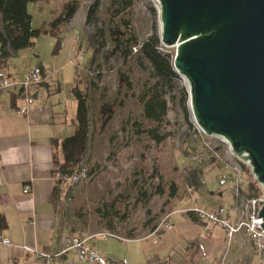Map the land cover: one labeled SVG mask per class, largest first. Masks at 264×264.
<instances>
[{"label":"rangeland","instance_id":"obj_1","mask_svg":"<svg viewBox=\"0 0 264 264\" xmlns=\"http://www.w3.org/2000/svg\"><path fill=\"white\" fill-rule=\"evenodd\" d=\"M69 1L30 4L33 28L48 30ZM78 1L79 10L62 33L63 48L56 54L55 63L62 67L64 93L78 81L87 95L88 142L79 165L87 175L72 187L62 184V226L67 233L90 237L91 241H105L102 236L106 235L109 245L140 240L151 251L163 250L154 258L156 264H225L229 259L225 249L216 259L210 255L207 260L197 243L186 244L178 236L177 219H189L187 212L194 202L200 210L225 205L220 196L229 189H219L218 178L226 174L227 157L213 138L206 139L211 146L205 147L195 137L186 81L180 76L158 78L138 46L130 48L131 37L138 45L154 34L159 37L157 4L152 0H127L131 3L127 10L114 5V0H98L95 16L86 23L88 9L95 0ZM124 23L129 24L133 36L126 34ZM164 48L163 53L173 58L175 48ZM73 52L74 59L67 61V54ZM41 54L44 60H52L50 52L42 50ZM31 59L32 48L24 49L18 58L10 60V68L21 74ZM155 83L167 105L161 123L144 118L140 99ZM72 106L66 115L68 123L75 116L76 102ZM231 163L241 171L243 198L262 197L259 189L253 193L248 190L250 171L234 157ZM192 171L200 175L197 189L190 185ZM232 203L226 207L237 211ZM111 204L117 215L110 219L104 217V205ZM163 219L168 220L170 230L162 225ZM248 258L243 250L234 264H250ZM257 261L264 264V257L257 256Z\"/></svg>","mask_w":264,"mask_h":264},{"label":"crops","instance_id":"obj_2","mask_svg":"<svg viewBox=\"0 0 264 264\" xmlns=\"http://www.w3.org/2000/svg\"><path fill=\"white\" fill-rule=\"evenodd\" d=\"M38 39L32 48L33 59L29 60L23 73L15 74L9 65L19 53L9 58L0 70L11 84L0 91V216L6 223V227L0 230V239L9 241L7 246L0 243V264H38L40 254L51 257L49 264H90L78 262L72 253L59 255L60 240L67 231L62 226L61 202L54 198L56 182L52 176V158L59 151L57 144L75 130V116L70 115L69 123L66 120L69 108L75 103L74 87L68 86L69 91L64 93V80L61 81L60 76L62 67L55 63L56 55L52 52L54 39L49 35ZM42 50L50 52L52 60H44ZM34 66L41 68L38 67L40 73L43 72L44 82L30 88L28 92L34 100L33 105L28 107L26 115H20L18 109L24 101L20 83ZM26 186L30 191L24 194ZM220 199L226 207L232 203V193L226 190ZM217 207L219 205L213 209ZM177 227L181 240L186 244L197 243L207 260L210 255L216 259L225 249L226 258H229L225 264H234L243 250L249 255L250 264L258 262L251 242L242 234L228 244L220 228H213L208 235H203L201 224L186 218H178ZM109 242V239L90 240L106 264H147L163 254V250L147 249L140 240L119 245L113 242L109 245ZM156 263L157 260L150 264Z\"/></svg>","mask_w":264,"mask_h":264},{"label":"water","instance_id":"obj_3","mask_svg":"<svg viewBox=\"0 0 264 264\" xmlns=\"http://www.w3.org/2000/svg\"><path fill=\"white\" fill-rule=\"evenodd\" d=\"M152 1L193 121L248 166L262 191L264 230V0Z\"/></svg>","mask_w":264,"mask_h":264},{"label":"trees","instance_id":"obj_4","mask_svg":"<svg viewBox=\"0 0 264 264\" xmlns=\"http://www.w3.org/2000/svg\"><path fill=\"white\" fill-rule=\"evenodd\" d=\"M40 0H0V70L5 66L9 58L16 57L18 53L24 49L33 48L35 40L43 35H49L54 39L53 55H56L61 47V34L64 29L72 22L76 16L80 4L78 0H71L65 4L62 12L49 25L48 30L34 29L32 26V17L27 10L28 4L36 3ZM113 4L122 9L129 10L131 3L127 0H114ZM121 4V5H120ZM98 0H95L93 5L88 9L86 15V23H89L97 12ZM119 12V9L118 11ZM120 13H117L119 16ZM126 34L133 36L129 29V24L124 23ZM133 38L130 43V48L138 46L139 53L144 56L153 71L160 79H176L178 75L173 70V58L169 54L163 53L165 49L160 43L157 35H152L148 40L141 44H137ZM93 46V45H92ZM91 46V47H92ZM39 67V66H38ZM40 68V67H39ZM41 69V68H40ZM78 74L76 73V76ZM43 78V72H41ZM158 84L155 83L152 87L146 89L141 94V102L143 104V116L145 119L155 123H161L167 114V105L164 95L158 91ZM73 94L76 102L75 111V130L72 135L63 139L57 144L58 153L53 156L52 176L60 175L64 177L70 176L80 166V162L87 150L88 142V99L84 91L80 89L78 81L75 82ZM186 96V95H184ZM186 154V152L184 151ZM214 160V159H213ZM241 166L249 172L247 166L241 163ZM190 185L197 189L201 183L199 181L200 175L197 171H192L190 175ZM64 185V184H63ZM259 189V195L262 196V191L250 177L248 183V190L250 193L256 192ZM242 190V189H241ZM62 191V183L56 181L55 200L58 201ZM175 195V190H172L171 197ZM251 198V197H248ZM115 206L104 205V217L108 216L110 219L115 217ZM188 218L193 222H199L192 213H188ZM6 227L4 219L0 216V230ZM110 226V223L108 225Z\"/></svg>","mask_w":264,"mask_h":264},{"label":"built area","instance_id":"obj_5","mask_svg":"<svg viewBox=\"0 0 264 264\" xmlns=\"http://www.w3.org/2000/svg\"><path fill=\"white\" fill-rule=\"evenodd\" d=\"M75 53H70L67 60L72 61ZM44 82L41 76L40 70L37 66L31 68L24 81L20 83V87L24 93L23 105L18 109L20 115H26L28 107L33 105V98L29 95L31 87L39 85ZM11 84L6 80L3 72L0 71V91L9 88ZM195 137L202 141V145L205 147L211 146L207 138H213L221 147L224 148L226 153L225 170L226 174L220 175L218 178V188L227 187L232 193V205L237 211H232L227 207L219 206L211 211L200 210L196 203L188 210L187 213H192L198 219L201 224L202 232L208 235L213 228H220L224 231L226 241L229 244L238 234H242L251 242L252 248L255 254L262 258L264 257V230L261 228L262 220L257 218L260 205L258 202L262 197L243 198L241 194L242 178L239 168L234 167L231 163L233 155L229 146L218 137L207 136L204 132L195 127ZM87 172L83 168L76 169L70 176L64 177L55 175L54 181H59L69 187L74 186L84 179ZM30 191V187H24L23 193L27 194ZM59 201L62 202V191L59 197ZM167 219V218H166ZM163 219L162 225L170 230L172 227L168 223V220ZM158 229L155 230L157 232ZM108 236V235H107ZM103 239H107L106 235L102 236ZM155 242V240L153 241ZM2 245H9L8 239H0ZM72 253L78 262L90 263V264H106L105 259L100 257L94 250V247L90 243V237H81L78 235H71L65 233L60 240V253L59 255ZM38 264H49L51 257L45 254L38 255Z\"/></svg>","mask_w":264,"mask_h":264}]
</instances>
